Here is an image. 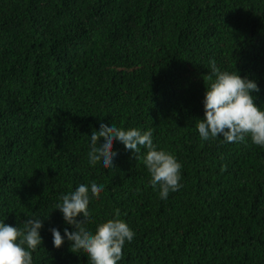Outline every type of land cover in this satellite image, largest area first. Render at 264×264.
I'll list each match as a JSON object with an SVG mask.
<instances>
[{"label": "trees", "instance_id": "trees-1", "mask_svg": "<svg viewBox=\"0 0 264 264\" xmlns=\"http://www.w3.org/2000/svg\"><path fill=\"white\" fill-rule=\"evenodd\" d=\"M213 60L264 104V0H0V219L41 216L33 264H89L49 229L72 230L53 208L90 180L87 226L118 213L135 231L119 264H264V147L195 127ZM101 122L152 129L182 187L161 200L115 139L114 167L90 165Z\"/></svg>", "mask_w": 264, "mask_h": 264}, {"label": "clouds", "instance_id": "clouds-1", "mask_svg": "<svg viewBox=\"0 0 264 264\" xmlns=\"http://www.w3.org/2000/svg\"><path fill=\"white\" fill-rule=\"evenodd\" d=\"M209 69L211 76L202 100L203 117L195 122L199 137L202 140L222 138L225 143L243 142L247 137L254 145L264 147V104L258 106L253 95L260 91L257 82L247 75L242 76L236 68L221 69L214 60L209 62ZM89 137L87 161L90 165L114 167L117 152L112 145L115 139L142 159L150 176L148 184L161 200L182 187V164L174 154L153 143L152 129L142 131L101 122L99 129H93ZM141 148L145 149L142 156ZM104 187L103 183L90 180L58 197L53 209L60 211L72 230L65 227L62 235L60 229L50 228L53 247L60 248L69 241L71 250L87 254L89 264H119L122 249L134 239L135 231L118 213L97 222L94 229L86 223L90 198H99ZM78 216L82 220H78ZM43 223L41 216L35 213L23 220L22 228L0 219V264H33L32 252L42 243Z\"/></svg>", "mask_w": 264, "mask_h": 264}]
</instances>
